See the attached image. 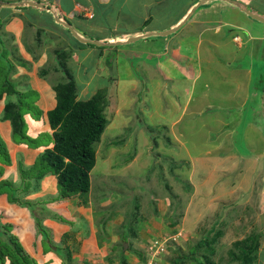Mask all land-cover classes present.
Segmentation results:
<instances>
[{"label": "rangeland", "instance_id": "rangeland-1", "mask_svg": "<svg viewBox=\"0 0 264 264\" xmlns=\"http://www.w3.org/2000/svg\"><path fill=\"white\" fill-rule=\"evenodd\" d=\"M250 9L264 11V0H253ZM223 17L241 25L243 30L236 31L244 42L249 31L264 34L261 29L263 23L251 22V18L238 9H229L223 13ZM40 18L34 19L37 21ZM59 19L61 21L56 20L57 23L54 20L51 29L58 28L65 33L62 28L66 20L63 16ZM30 21L34 23L32 18ZM26 30V34L32 32L31 28L27 27ZM225 33L230 35L229 30H225ZM47 34L42 33L41 37ZM6 38V35L0 34L2 69H7L8 61L12 64L14 58L7 44L10 40ZM189 38L191 44L187 39L183 47L191 58L190 66L187 58L182 59V62L171 63L169 68L173 81H166L158 70V62L168 57L151 56L153 46L143 40L129 42L128 39L124 42L127 46L112 48L93 46L96 51L90 55L87 50L82 53L86 59L81 58L80 62L68 61L78 98L88 100L103 90L111 105L106 108L109 125L97 147V163L91 172V190L89 194L76 198L78 202L90 200L96 222L100 227L106 223V229L101 227L98 235L120 233L121 239L116 243L117 253L112 255L109 252L102 256L101 264H120L123 259L119 252L122 254L121 245L125 243L129 244L124 249L127 264H149V260L152 264H179V258L189 256L191 247L197 246L204 235L215 228L222 229L224 233L213 243L216 254L211 258L214 262L238 264L232 261L230 255L233 243L252 234H261L258 259L254 264H264V155L255 153L257 157L249 151L248 143L252 138L255 141L259 133L257 129L250 128L253 127L252 122L245 128L247 119L253 114L250 109L261 107L263 102L258 81L264 79V55L260 53L264 42L247 41V46L238 50L236 43L227 40L224 46L213 48L212 57L206 58L209 62L203 64L198 62L195 47L197 34L193 33ZM222 38L226 40L224 33ZM50 40L53 41V38ZM159 41L162 43L156 44V47L160 49L164 42ZM59 49L65 50L63 47ZM99 49L105 51L101 60ZM52 67L41 70H49L43 78L52 77ZM199 67H202L201 76L193 80L190 76L196 71L198 73ZM242 67L251 70L252 81L247 86L243 79L238 95L229 97L238 82H241ZM96 70L97 74L92 76ZM62 73L52 78L66 81V75ZM150 74L154 77L152 81L148 79ZM51 82L58 84L54 80ZM203 90L207 96L200 95ZM26 92L31 94L30 98H36L30 89ZM247 92L250 104L243 107V111L248 108L247 115L243 116L241 125L230 128L234 136V143L231 144L232 135L228 134L232 132L223 130L225 126L221 125L217 116H223L227 107L237 109L238 101H242ZM218 93L225 95L220 98ZM9 100L16 101V98L5 96L0 103L3 106ZM201 105L206 106V109L198 112ZM32 114L33 110L25 116L30 136L29 122L33 119ZM2 116L3 113L0 115V132L7 135L6 124L10 121L3 120ZM235 120L237 122L238 117ZM31 123L34 124L35 120ZM2 134L0 138L4 139ZM20 151L24 155L25 151ZM219 151L230 156L220 160ZM16 174L15 170H11L6 177L11 179ZM7 199H10L9 194ZM65 202L62 198L40 199L36 203L42 204L41 207H30L36 212L38 220L24 214L19 220L12 217V220L7 221L1 210L0 221L2 225L11 224L14 227L13 233L23 243V235L34 231L35 243L42 237L46 252L50 245L61 244L57 237L67 229L64 225L72 226L71 220L62 214L66 212ZM54 208L57 214L52 212ZM46 220L54 222V227L45 225ZM56 226L59 230L54 234ZM28 235L32 236L33 233L29 232ZM66 236L68 234L63 235L62 240ZM156 241L164 251L156 257L159 259L153 260L150 247ZM102 243H106L105 239ZM129 254L133 257L138 255L140 262L135 259L131 261ZM143 259L146 261L143 262ZM182 261L185 262L184 257ZM186 264L197 263L193 261Z\"/></svg>", "mask_w": 264, "mask_h": 264}, {"label": "crops", "instance_id": "crops-1", "mask_svg": "<svg viewBox=\"0 0 264 264\" xmlns=\"http://www.w3.org/2000/svg\"><path fill=\"white\" fill-rule=\"evenodd\" d=\"M0 2L14 5L7 6L0 4V23L2 24L0 27V34L6 35V39L10 40L6 41L8 42L7 44H9V48L12 50L13 57L15 56L16 59L25 62V64L15 62L16 71L12 75L13 80L19 82L21 89L23 86H31L36 90L40 98V101L38 98L36 104L43 112L45 120L47 119V113L54 109L57 103L55 100L56 93L53 88L54 84L51 81L54 80L58 83L61 80V78H52L53 75H60V72L57 71L58 55L56 53L60 50V47L65 48L69 57L68 61L77 60L80 62L81 58L86 59V57L82 55L84 51L87 50L89 55L92 51H96L95 48H92L96 45L87 43L86 41L100 42L103 46L99 47L108 46L112 48L121 45L127 46V43L124 42H127L128 39L132 40L133 38H139L137 40L151 43V46H153L151 56L158 58H163L164 56L168 57L165 61L158 62V66L160 67L158 70L166 81H173L174 79L171 76L169 68L171 63L182 62V59L187 58V64L190 66L191 58L188 52L184 51L183 46L187 39L189 44H191L189 37L193 33H196L198 36L195 44L198 62L201 61L203 64L209 62L206 58L212 57V49L224 46L227 40L236 43L238 45V50L246 47L247 41L264 42V34L254 33L252 31L248 32V38L244 42L242 37L237 33L238 31H236L243 30L241 25L234 23L230 19H224L223 17V13L227 12L229 9H238L241 13L248 15L243 11L245 9L264 18V11L250 9L253 6V0H2ZM29 3H35L39 6H30ZM40 6L42 7L40 8ZM60 16L65 18V22H69L68 24L71 26L72 30L75 31L77 37L65 26V28L63 26V28L61 27L65 33L57 30L58 28L51 29L52 24L55 23L56 20L58 21ZM37 17L42 18L35 21L34 18ZM30 18L33 19L34 23L30 21ZM250 21L259 23V21L253 18H251ZM27 27L31 28L32 32L26 34ZM175 29H177V31H175V36H171V34L165 37L159 36L160 33ZM261 29L263 30L262 33H264V27ZM225 30H229L230 35H227ZM42 33L48 34L45 37H41ZM223 33L226 35V40L222 38ZM51 38H53V41L50 40ZM159 40L164 42L163 47L160 49L156 47V44L162 43ZM59 44L60 47L58 46ZM100 49V52H98L99 60L105 55V51ZM261 50L264 52V46L263 49L262 46L260 49V53L264 55ZM67 64H69V62H67ZM49 66H53V71L51 70L53 75H51V78L47 77L45 79L38 74V71L45 67L49 68ZM146 66L151 67L148 65ZM97 70L95 73H92V76L97 74ZM201 72L202 67H199L198 73L196 71L192 73L190 77L195 80L201 76ZM240 72L242 73L241 76H243L241 82H238L234 93L229 95V97L238 95L237 92L242 87L241 84L243 79L247 86L250 85L252 81L251 76L253 77V74L250 69L242 67ZM148 79L152 81L154 79L153 75L150 74ZM47 82H49V84H47ZM259 82L261 86L260 92L262 93L261 99L263 100L262 108H251L250 110L253 114L245 123V128L249 122H252L253 127L251 126L250 128L258 130L259 137L255 139V141H253L252 138L248 143L249 151L257 157L258 155L255 153L264 155V79L262 78L258 83ZM206 87L208 86L206 85ZM206 94L207 92L203 90L200 95L207 96ZM224 95L225 94L220 93L217 94L220 98ZM249 98L250 96L247 92L243 100L238 101L237 105L239 107L236 105L237 109L232 110L227 107L225 109L226 113L223 116H217L220 119L221 125L225 126L223 130L232 132L230 128L238 127L239 124L241 125L243 116L245 114L247 115L248 108H246L245 111H243V109L248 103L250 104L248 101ZM4 106L5 105L2 106L0 103V115L3 113ZM109 106L111 107V105ZM199 107L201 108L198 112H202V110L206 109V106L201 105ZM234 107L235 106L232 108ZM107 111L108 110L105 111V114ZM236 117H238L237 122L235 120ZM32 121L33 120L29 122V126H31L30 134H32L34 130L35 132L49 130V126L46 124L40 128L37 127L33 129L34 124L31 123ZM6 125L8 130L5 134L8 136L3 135L2 132L0 133L3 135L8 145L12 165L5 167V178H7L6 175L9 176V171L15 170V173L17 172V166L20 160L23 161L26 166H31L34 164L37 156L43 152L42 149L34 150L24 145L15 144L12 140L11 123L9 122ZM228 135H232L231 144H233V132ZM20 150L25 151L24 155ZM219 153L220 160H224L225 157L230 156L228 154L223 155L224 153L221 151H219ZM14 180H19L18 173L16 177L14 176ZM47 197H53L54 199L58 197L57 179L52 175L46 176L41 182L39 191L29 196L28 199L38 202L40 199H45ZM76 198L77 197H71L65 199L66 207L64 210L66 212H61L64 217L71 220L72 226L68 227L64 225L67 229L62 231L63 234L58 235L57 238L62 241L63 235L68 234L67 244L73 248L72 254L78 264H87L85 261L90 262V264L91 262H94V264H101L103 260L102 256L109 254V252L110 254L117 253L116 243L121 239L120 233L108 236H106L107 234L104 236L98 235L101 231V227L94 218L91 201L89 200V204L85 205L80 201L78 202ZM8 201L5 195L0 197V211L3 210L1 212L4 213V217L7 221L12 220V217L19 220L21 215L24 214H27L31 219L34 218L29 209L23 208L15 203H9ZM41 206L42 204L38 203L37 207ZM55 210L54 208L52 212L56 213L57 211ZM13 223H15V221H13ZM45 225L54 227L55 224L51 220H46ZM118 225L121 226L122 224ZM22 226L25 227V223H23ZM65 227H63V229H65ZM58 230L59 227L56 226L54 234H56ZM29 232L33 233V235H28ZM28 233L23 235L25 239L24 246L41 264H46V260L51 256L56 260L52 264H62L61 261L58 262L60 258L56 252L47 254L44 251L42 237L40 238L41 240L39 239L40 241H38V243H35L34 231H28ZM104 239L106 243L100 244L101 241L104 242ZM110 246L113 248L111 249ZM124 256L125 258L127 257L126 253ZM129 258L131 261L135 259L137 262H140L138 255L133 257V255L129 254ZM103 263L106 262L104 261Z\"/></svg>", "mask_w": 264, "mask_h": 264}, {"label": "trees", "instance_id": "trees-1", "mask_svg": "<svg viewBox=\"0 0 264 264\" xmlns=\"http://www.w3.org/2000/svg\"><path fill=\"white\" fill-rule=\"evenodd\" d=\"M9 53L11 54L12 50ZM56 53L58 55L57 71L63 72L62 74L66 75L67 80L61 82V79L53 87L57 103L55 108L47 113V121L36 104L39 98L36 90L31 86H26L27 84L26 87L23 86L21 89L19 82L13 80L12 75L16 71L15 62L22 64H25V62L16 59L14 56L11 61L12 64L8 61L7 69L0 67V89L3 88V91L0 92V100L5 96L16 98V101H6L2 116L3 120H8L11 123L13 142L27 146L30 149L43 150L31 166H26L23 161H19L17 166L19 180L15 181L14 178L4 177L5 166H11L12 159L7 143L0 138V197L3 195L8 197L9 194L10 199L8 200L10 203L25 208L29 207L28 209L36 220L39 217L30 207L36 208L38 203L28 199V197L39 191L42 180L48 175L55 176L57 179L59 198L56 199L62 198V200H65L89 194L91 190V172L97 163V147L109 125L105 114L109 105L107 93L101 90L88 100H79L76 83L67 64L68 54L65 50H58ZM46 71L48 70H40L39 75L41 77L47 75ZM29 89L36 94L35 99L33 96L30 98L31 94L26 92ZM31 110H33L32 120H35L33 129L46 124L49 126V130L40 132L34 130L32 136L27 133L28 126L25 116ZM50 131H53V133L51 134ZM88 201L81 203L87 205L89 204ZM103 205L105 206L106 202ZM37 222L41 224L40 221ZM101 227L104 228L105 225ZM41 229L45 233L46 230L43 226ZM13 230L14 227L11 224L2 225L0 221V264H41L25 248L24 243L13 233ZM208 232V235H204L197 246L191 247L189 256L183 255L184 263L182 261L183 257L179 258V264L193 261L197 264H217L211 258L212 255L216 254L213 243L223 235L224 231L215 228ZM261 237V234H252L244 240L234 242L233 249L230 250V255L233 257L232 261H236L238 264L256 263ZM66 241L67 236L66 239L61 241V244H52L49 248L47 247L46 253L53 254V252H56L60 258L58 262L61 261L62 264H78L72 254L73 248ZM121 249L122 254L119 255L122 256L123 260L120 264H127L123 245H121ZM129 250H131V245ZM51 257H48L46 264H52L56 261ZM142 261L145 262L146 259Z\"/></svg>", "mask_w": 264, "mask_h": 264}, {"label": "water", "instance_id": "water-1", "mask_svg": "<svg viewBox=\"0 0 264 264\" xmlns=\"http://www.w3.org/2000/svg\"><path fill=\"white\" fill-rule=\"evenodd\" d=\"M1 4H2V5H7V6H14V5H12V4H4V3H1ZM29 5H30V6H36V7L39 6L38 4H35V3H29ZM37 5H38V6H37ZM41 7H42V6H40V8H41ZM243 11L246 12V14H248L251 18H253V19H255V20L259 21V22L264 23V18H262L261 16H259V15H257V14H254V13H252V12H250V11H247V10H245V9H244ZM58 21L60 22V19H58ZM63 25H65V26H66V27L72 32V34H73L75 37H77L75 31L72 30L71 26L67 25V24L64 23V22H63ZM175 31H177V29H175V30H171V31H169V32H165V33H160L159 36L165 37V36H168V35H170V34L175 33ZM137 39H139V38H133V39L130 40L129 42L136 41ZM86 42H87V43H92L93 45H96V46H103V44L100 43V42H94V41H86ZM127 247H128V244L125 243V244H124V249H126Z\"/></svg>", "mask_w": 264, "mask_h": 264}, {"label": "built area", "instance_id": "built-area-1", "mask_svg": "<svg viewBox=\"0 0 264 264\" xmlns=\"http://www.w3.org/2000/svg\"><path fill=\"white\" fill-rule=\"evenodd\" d=\"M159 242L156 241L155 243H152L150 247V252L152 254L153 260H155L156 256L161 254L164 251V248L162 247L161 244H158ZM153 262L149 260V264H152Z\"/></svg>", "mask_w": 264, "mask_h": 264}, {"label": "clouds", "instance_id": "clouds-1", "mask_svg": "<svg viewBox=\"0 0 264 264\" xmlns=\"http://www.w3.org/2000/svg\"><path fill=\"white\" fill-rule=\"evenodd\" d=\"M0 4H1V2H0ZM61 21V20H60ZM65 23V22H64ZM67 24V23H66ZM68 25V24H67ZM65 26V25H64ZM70 26V25H69ZM66 27V26H65ZM67 28V27H66ZM68 29V28H67ZM69 30V29H68ZM70 31V30H69ZM152 243V242H151ZM129 245V244H128Z\"/></svg>", "mask_w": 264, "mask_h": 264}]
</instances>
